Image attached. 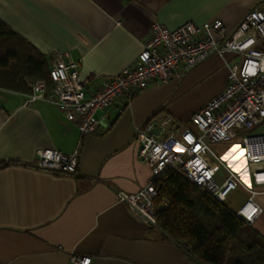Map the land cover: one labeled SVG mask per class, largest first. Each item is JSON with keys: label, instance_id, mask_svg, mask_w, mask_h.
<instances>
[{"label": "crops", "instance_id": "1", "mask_svg": "<svg viewBox=\"0 0 264 264\" xmlns=\"http://www.w3.org/2000/svg\"><path fill=\"white\" fill-rule=\"evenodd\" d=\"M262 2L0 0V21L47 59L69 53L82 78L113 76L134 62L155 23L175 28L220 19L232 28ZM237 58L214 53L128 102L116 100L95 113L98 132L84 136L46 98L25 105L28 93L0 87V264H70L72 255L90 257L89 264H203L118 193L136 192L150 175L138 158L135 128L165 116L191 127V114L223 90ZM77 146L74 174L33 166L39 149L68 154ZM253 201L261 213L250 226L264 237V193Z\"/></svg>", "mask_w": 264, "mask_h": 264}, {"label": "built area", "instance_id": "2", "mask_svg": "<svg viewBox=\"0 0 264 264\" xmlns=\"http://www.w3.org/2000/svg\"><path fill=\"white\" fill-rule=\"evenodd\" d=\"M224 52L234 53L240 61L228 66L223 90L191 114V127H178L165 116L135 128L138 158L149 165L150 175L143 187L133 193L119 192L118 198L144 222L156 226L155 181L164 170L172 169L222 203L231 191L242 189L247 198L235 215L250 225L261 213L253 197L264 193V2L245 12L232 28L220 19L187 21L175 28L155 23L134 62L113 76L92 72L82 78L79 60L67 52L55 53L49 60L51 87L35 81L24 104L46 98L62 120L84 136L98 132V110L120 98L128 102L148 85L180 76L210 55ZM213 142L237 144L246 178L211 149ZM78 147L68 154L39 149L33 166L74 174ZM69 260L70 264L90 263L88 256L72 255Z\"/></svg>", "mask_w": 264, "mask_h": 264}, {"label": "trees", "instance_id": "3", "mask_svg": "<svg viewBox=\"0 0 264 264\" xmlns=\"http://www.w3.org/2000/svg\"><path fill=\"white\" fill-rule=\"evenodd\" d=\"M0 47V87L29 93L31 85L38 80L44 81L48 89L51 87L50 58L31 48L1 21ZM18 54L22 59L12 67ZM172 124H175L173 120ZM229 164L244 174L241 157ZM155 186L157 226L185 245L195 259L203 264H264V237L222 202L172 169L164 170ZM161 202L164 205L157 207Z\"/></svg>", "mask_w": 264, "mask_h": 264}, {"label": "rangeland", "instance_id": "4", "mask_svg": "<svg viewBox=\"0 0 264 264\" xmlns=\"http://www.w3.org/2000/svg\"><path fill=\"white\" fill-rule=\"evenodd\" d=\"M17 42L21 43V41H18V40H17ZM2 47H0L1 54H2ZM21 59H22V56L20 54H18L17 58L15 59V61H13L11 66L14 67L16 64H18L21 61ZM236 61L239 62L240 58L238 57ZM10 69H12V68L10 67ZM234 146H237V144H235V143L233 144V142H226V143H221V142H215L214 143L213 142V143H210V147L215 153L221 155L222 157H225V159L227 157L226 155L229 156V159L228 160L226 159L229 163H230V161H232V162L237 161L238 158L240 157L239 147H234ZM220 172L222 173V170ZM242 173H244L243 174L244 178H246V172H244L243 168H242ZM239 174H241V173H239ZM251 186L253 189H256V190L260 189V186H253V185H251ZM246 197H247V193L244 192L242 189L237 188V189L231 191L227 195L223 204L226 207H228L229 209H232L235 211V209L246 199ZM157 205H158L157 207H159L161 205L163 206L164 203L161 202L160 204L158 203Z\"/></svg>", "mask_w": 264, "mask_h": 264}, {"label": "snow or ice", "instance_id": "5", "mask_svg": "<svg viewBox=\"0 0 264 264\" xmlns=\"http://www.w3.org/2000/svg\"><path fill=\"white\" fill-rule=\"evenodd\" d=\"M234 147H238V146H234Z\"/></svg>", "mask_w": 264, "mask_h": 264}]
</instances>
